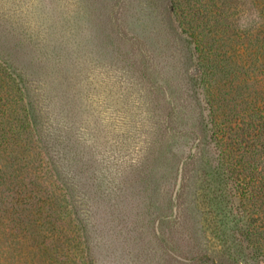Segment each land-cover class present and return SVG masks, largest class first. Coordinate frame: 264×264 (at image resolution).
Here are the masks:
<instances>
[{"label": "rangeland", "instance_id": "rangeland-1", "mask_svg": "<svg viewBox=\"0 0 264 264\" xmlns=\"http://www.w3.org/2000/svg\"><path fill=\"white\" fill-rule=\"evenodd\" d=\"M169 6L0 0V54L26 79L39 161L49 165L45 176H24L22 193L16 180L0 182L33 235L20 244L19 225L6 233L0 222V264H254L235 232L242 219L233 198L221 205L242 254L220 252L208 227L200 196L215 176L200 159L212 164L211 146L164 131L170 91L190 62ZM192 119L185 113L182 127ZM198 253L206 263L192 262Z\"/></svg>", "mask_w": 264, "mask_h": 264}, {"label": "trees", "instance_id": "trees-1", "mask_svg": "<svg viewBox=\"0 0 264 264\" xmlns=\"http://www.w3.org/2000/svg\"><path fill=\"white\" fill-rule=\"evenodd\" d=\"M169 2L190 62L183 83L174 84L170 91V105L162 118L164 131L176 136L190 132L196 147L211 146L212 164L209 158L200 159L205 176H215L205 179L200 196L208 227L220 241V252L234 259L242 254L241 240L236 242L234 232L226 231L230 214L221 205L233 198L231 206L242 219L241 230L235 228V232L243 236L249 249L246 255L254 264H264V0ZM28 96L23 73L0 54V182L8 186L16 180L18 193L26 187L24 176H45L49 167L39 161L41 136L30 118L33 106ZM187 112L194 122L190 129L181 122ZM40 184L52 185L46 180ZM12 199L5 189L0 190V222L4 221L6 233L19 225L17 242L21 244L33 235L20 214L11 211ZM39 247L35 246L37 252ZM204 257L208 254L190 259L206 263Z\"/></svg>", "mask_w": 264, "mask_h": 264}]
</instances>
